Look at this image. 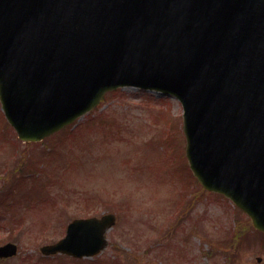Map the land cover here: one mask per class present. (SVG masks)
I'll return each mask as SVG.
<instances>
[{
  "label": "water",
  "instance_id": "95a60500",
  "mask_svg": "<svg viewBox=\"0 0 264 264\" xmlns=\"http://www.w3.org/2000/svg\"><path fill=\"white\" fill-rule=\"evenodd\" d=\"M122 87L180 102L193 176L264 233V0H0V104L19 140ZM115 221L75 219L40 251L95 256Z\"/></svg>",
  "mask_w": 264,
  "mask_h": 264
},
{
  "label": "rangeland",
  "instance_id": "374dc122",
  "mask_svg": "<svg viewBox=\"0 0 264 264\" xmlns=\"http://www.w3.org/2000/svg\"><path fill=\"white\" fill-rule=\"evenodd\" d=\"M85 116L95 117L96 125L88 124L95 130L65 147L64 130L24 144L5 126L0 106V244L18 247L2 264H264V234L247 216L223 196L180 180L185 143L174 98L121 88ZM62 157L70 166L52 173L65 165L56 161ZM104 213L116 223L99 255L39 252L73 219ZM238 230L244 235L234 241Z\"/></svg>",
  "mask_w": 264,
  "mask_h": 264
},
{
  "label": "trees",
  "instance_id": "16d2710c",
  "mask_svg": "<svg viewBox=\"0 0 264 264\" xmlns=\"http://www.w3.org/2000/svg\"><path fill=\"white\" fill-rule=\"evenodd\" d=\"M77 136H79V134ZM74 139H78V138L75 137ZM62 160L64 161L63 157H62ZM181 173L184 174V175H186V176H188L190 179L192 178L191 175H190V173H189V171H188V169L186 168V166H183V169L181 170ZM243 232H244V230H243ZM243 232L240 230L239 233H237V234L234 235L233 240L236 241V238H237V240H239L244 235ZM234 241L232 242V244H234Z\"/></svg>",
  "mask_w": 264,
  "mask_h": 264
}]
</instances>
